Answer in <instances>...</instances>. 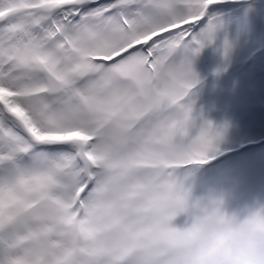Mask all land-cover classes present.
<instances>
[{"label":"snow or ice","instance_id":"6c2138e0","mask_svg":"<svg viewBox=\"0 0 264 264\" xmlns=\"http://www.w3.org/2000/svg\"><path fill=\"white\" fill-rule=\"evenodd\" d=\"M217 3L0 0V264H188L197 223L239 221L211 200L171 223L189 208L175 169L215 139L185 141L182 100ZM244 222L264 231V206Z\"/></svg>","mask_w":264,"mask_h":264},{"label":"bare ground","instance_id":"6f19581e","mask_svg":"<svg viewBox=\"0 0 264 264\" xmlns=\"http://www.w3.org/2000/svg\"><path fill=\"white\" fill-rule=\"evenodd\" d=\"M234 3L237 5L234 6ZM217 4L221 6L213 5L209 10L214 25L212 39L198 52H184L190 61L194 80L200 81L182 100V103L191 106V118L184 139L187 141L202 128H210L216 135L209 154L222 146L228 147L225 151L235 149L231 145L236 141L256 139L246 144L254 143L260 148L228 158V162H235L237 157H246L248 165L253 167L251 176L244 181H236L239 186L238 195L242 190L247 192L241 199L246 202L249 213L264 206V193L259 190L264 187V137L259 138L264 133V24L259 27L253 21L247 12L249 8L245 0H219ZM218 12L222 15H217ZM208 23L206 16L200 24V30ZM198 32L194 31V34ZM225 41L229 45L227 49ZM190 101H193L192 104ZM220 120L224 122L218 126L217 121ZM253 136L256 137L251 138ZM237 145L242 147L245 143ZM257 152H261V155H253ZM228 162L218 163L216 175H213L215 170L212 168L215 167L212 166L202 184L218 186L220 179L234 177V170L227 166ZM257 181L263 185L260 183L255 186ZM211 193L205 192L202 199L198 193V198L193 195V200L190 194L189 208L178 213L172 221L183 223L189 211L193 210L191 205L196 201L207 203L208 200L225 199L226 196L224 192L217 193L215 197Z\"/></svg>","mask_w":264,"mask_h":264},{"label":"rangeland","instance_id":"374dc122","mask_svg":"<svg viewBox=\"0 0 264 264\" xmlns=\"http://www.w3.org/2000/svg\"><path fill=\"white\" fill-rule=\"evenodd\" d=\"M216 5L221 6L220 4H216ZM236 5L237 4L234 3V6ZM245 5L248 6L250 11L248 10L247 12L248 14L249 13L251 14V17L253 18V21L257 23V26L259 27L262 26L264 24V0H245ZM217 15H222V13H219ZM200 27L201 26L199 25L196 28V30L194 29V31L198 32V30H200ZM188 51H191V50H188ZM199 82L200 81L194 80L192 88L197 87ZM192 102L193 101H190V104H192ZM223 122L224 120L217 121L218 126L221 125ZM213 135L215 136L216 132H213ZM255 137L256 136H253L251 138H255ZM263 137H264V133L259 138H263ZM250 140L252 141L256 139L236 141L234 144L232 143L231 145L232 147L234 146L236 148L230 151H225L228 149V147L226 146H222L221 148H216L213 153L209 154L210 158L207 160L206 163L192 164V165L178 167L177 169H175V175L179 179L183 180L184 186L188 188L189 195L191 194L190 199L193 200V195H194V198H198V193H200L199 198H201L202 195L205 192L208 193V191L210 193L215 192L214 194L211 193V195L214 197L217 195V193L224 192L226 193L225 199L222 198L218 200V201H221V204H220L221 209L229 216H236L238 219H243L248 214L249 209L246 206L247 205L246 202L241 198L243 197V195L245 194L247 195V192L245 193V191L242 190L238 195L239 186L236 183V181L237 180L244 181L249 176H251L253 167H250L248 165L249 162L246 157H243V156L237 157L234 159L235 162H228L229 161L228 158H231L235 155L237 156V155L243 154V152L245 151L247 152V150L260 148V146H258L257 144L254 145V143L246 144L247 142H250ZM244 143L245 145L242 147H238L237 145V144H244ZM253 155L260 156L261 152L254 153ZM222 161L228 162L227 166L231 170H234V173H235L234 177L220 179L218 186L217 185L215 186L212 184L205 186L204 184H202V182L205 181V179L207 178L209 170L212 168V166L215 167V168H212L213 170H215L213 175L217 174L216 173L218 171L217 165L218 163ZM222 180H223V183L220 184ZM260 183L261 185H263L262 182L257 181L255 186H258V184ZM259 190L262 193H264V187H261ZM211 200H214V199H211ZM211 200H208V202ZM192 211L193 210L189 211L188 214L186 213L187 218L185 219L183 223H180V222L176 223V221L174 222L171 221L172 225L174 227L182 228V227H185L187 224H190L192 220Z\"/></svg>","mask_w":264,"mask_h":264},{"label":"clouds","instance_id":"9594fccd","mask_svg":"<svg viewBox=\"0 0 264 264\" xmlns=\"http://www.w3.org/2000/svg\"><path fill=\"white\" fill-rule=\"evenodd\" d=\"M187 253L188 264H264V231L244 218L230 224L202 220L190 233Z\"/></svg>","mask_w":264,"mask_h":264}]
</instances>
